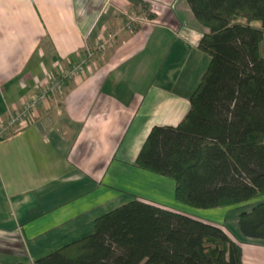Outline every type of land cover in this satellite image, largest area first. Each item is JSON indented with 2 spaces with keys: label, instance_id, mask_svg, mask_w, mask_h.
<instances>
[{
  "label": "crops",
  "instance_id": "crops-1",
  "mask_svg": "<svg viewBox=\"0 0 264 264\" xmlns=\"http://www.w3.org/2000/svg\"><path fill=\"white\" fill-rule=\"evenodd\" d=\"M144 1L154 13L147 25L115 37L111 48L92 57L24 126L0 139V252L16 259L29 255L31 261L45 255L39 253L46 246H39L46 245V236L55 244L90 234L87 229L105 213L96 211L125 193L127 184L140 190L135 199L182 212L184 204L173 193L170 205L153 196L164 195L162 185L139 173L149 171L135 164V156L152 126L176 125L187 112L208 64L197 47L208 30L186 0ZM131 4L0 0V119L69 70L86 46L94 50ZM260 52L264 56V40ZM221 208L226 207L216 209ZM221 213L212 223L225 229ZM226 232L240 242L242 264H264V240ZM29 242L32 253L24 248Z\"/></svg>",
  "mask_w": 264,
  "mask_h": 264
},
{
  "label": "trees",
  "instance_id": "trees-1",
  "mask_svg": "<svg viewBox=\"0 0 264 264\" xmlns=\"http://www.w3.org/2000/svg\"><path fill=\"white\" fill-rule=\"evenodd\" d=\"M129 1L154 17L145 1ZM186 3L208 30L197 44L208 64L183 118L152 126L135 164L171 178L185 206L250 204L237 216L238 231L264 240V0ZM3 264H242V249L215 223L132 199L96 217L90 234Z\"/></svg>",
  "mask_w": 264,
  "mask_h": 264
},
{
  "label": "rangeland",
  "instance_id": "rangeland-1",
  "mask_svg": "<svg viewBox=\"0 0 264 264\" xmlns=\"http://www.w3.org/2000/svg\"><path fill=\"white\" fill-rule=\"evenodd\" d=\"M131 5H132V6H130L131 8L127 9L126 12L121 13V21H120V24H118V27L112 28V29H106L104 31L103 36L98 41V43L96 44L95 47L103 44V42L106 40L108 42L104 43L103 48H100V50H97V48H95L94 49L95 53H94L93 57L98 55L97 53H102L104 51H107L109 48H111L114 45V43L116 42L114 38L117 37L118 35H121L124 37L132 35L134 32L139 30V28H141L143 25H147L149 20H152L149 17V15L147 14V11L144 10L141 6H137L134 4H131ZM148 12L154 16V13L152 11H150V9L148 10ZM251 25L256 27V26H258V23L252 22ZM71 79H73V78L65 79L62 86L60 87V89L54 91L49 96V98L47 100L54 98L56 94L61 92V90H62L61 88L65 85V83L67 81H70ZM123 79L125 80L126 83L125 82L124 83L126 85L130 84V86L132 88H134L129 77L124 76ZM124 83H121V84H124ZM141 88L143 90H146V82L142 83ZM140 171H142V170H140ZM139 173L145 175L150 181H153L155 183L157 182V183H159V185H162V188H160V190H162L164 192V195H161L160 193L159 194L154 193L153 196H158V195H159L158 197L162 196V199H164L167 202V204H169V205L174 202L173 198H172L173 180L171 178L161 176V175H158V174H155L152 172L145 173L142 171ZM126 189H127V191L125 190V193H122L119 196H116V197H113L112 199H110V201L108 202V205H105V207L101 211H99V210L96 211V214H101L103 212H107L108 210H111V209L115 208L116 206L124 204V203H126L132 199L138 198L137 197L138 195H136L140 192V190H138V188H136L135 186L127 184ZM168 202H170V203H168ZM247 205L248 204H242L240 206L235 205V206H231V207L221 208V210H218L216 208L197 209V208H192V207H188L185 205H182L181 207H182V213H185L187 215H190V216H193L196 218H200L202 220L211 221V222H218V220H216L215 216H217L219 213L222 212L221 213V216H222L221 222L224 223L225 229L227 231H230L232 234L239 236L241 234L238 231L237 224H236L237 216H238L239 212L247 209ZM87 231L91 232L92 230L87 229ZM75 238H80V236H76ZM45 239H46L45 241H47L45 243L46 245L39 246L41 248H44L46 246L45 249H43L41 251V253H39L41 255L47 254V253L53 251L54 249L58 248L59 246L68 242L65 239H62V240L59 239V241H56L55 244H49L50 241L47 240L48 236H46ZM27 246H29V248L31 249L30 251L32 253L33 249L35 248V245L32 242L31 243L29 242V243L24 245V248H28ZM23 258L16 259L11 254H8V253L6 254L4 252H0V264H3L5 262H13L15 260L29 261V255H27L26 258H24V259Z\"/></svg>",
  "mask_w": 264,
  "mask_h": 264
},
{
  "label": "built area",
  "instance_id": "built-area-1",
  "mask_svg": "<svg viewBox=\"0 0 264 264\" xmlns=\"http://www.w3.org/2000/svg\"><path fill=\"white\" fill-rule=\"evenodd\" d=\"M107 42L106 40L103 44ZM103 44L97 46V50L103 48ZM84 49L85 52L83 57L77 63L73 64L69 70L52 77L45 88L38 89L33 97L22 103L20 108L12 113H8L6 117L0 119V139L4 138L9 133L11 128L24 126L33 112L38 109L54 91L60 89L65 79L74 78L83 73L85 65L95 53L94 50L87 46Z\"/></svg>",
  "mask_w": 264,
  "mask_h": 264
}]
</instances>
